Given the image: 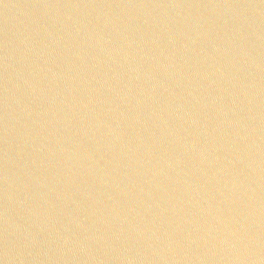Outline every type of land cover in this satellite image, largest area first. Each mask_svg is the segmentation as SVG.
Segmentation results:
<instances>
[{
	"label": "water",
	"instance_id": "95a60500",
	"mask_svg": "<svg viewBox=\"0 0 264 264\" xmlns=\"http://www.w3.org/2000/svg\"><path fill=\"white\" fill-rule=\"evenodd\" d=\"M0 264H264V0H0Z\"/></svg>",
	"mask_w": 264,
	"mask_h": 264
}]
</instances>
